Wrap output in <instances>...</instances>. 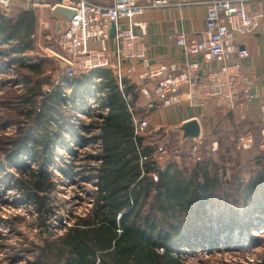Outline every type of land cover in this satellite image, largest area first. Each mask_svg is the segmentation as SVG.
I'll list each match as a JSON object with an SVG mask.
<instances>
[{
    "label": "trees",
    "instance_id": "obj_1",
    "mask_svg": "<svg viewBox=\"0 0 264 264\" xmlns=\"http://www.w3.org/2000/svg\"><path fill=\"white\" fill-rule=\"evenodd\" d=\"M36 32L33 9L24 8L11 17L0 12V57L7 59V65H19L18 79L26 87L24 94H12L10 100L20 107L19 116L0 119L2 130L22 125L16 137L0 139V174L8 176L9 190L33 207L40 241L23 238L13 245L0 244V251L10 254L9 264L24 259L25 264H185V249L196 250L199 239L209 242L217 233L230 237L234 230L252 229L255 213L264 214V171L257 180L235 183L238 195L224 198L223 181L203 162L192 170L176 162L158 169L150 159L151 138L135 135L130 113L139 99L135 85L123 81L121 89L110 70L99 69L43 90L51 81L44 78L48 62L27 56ZM93 85L96 100L108 112L90 116L86 124L81 120L71 124L65 110L86 112L82 105ZM146 111L150 113L143 118L154 110ZM67 138H74L80 149L98 148L88 156L95 163L86 178L93 186L92 207L64 219L55 205L58 184L51 166L60 147L72 161L80 159L77 150L65 148ZM143 158L148 159L141 163ZM9 170L14 173L8 174ZM55 221L60 234L52 232ZM7 237L0 233V240ZM249 242L261 240L249 235Z\"/></svg>",
    "mask_w": 264,
    "mask_h": 264
},
{
    "label": "built area",
    "instance_id": "obj_2",
    "mask_svg": "<svg viewBox=\"0 0 264 264\" xmlns=\"http://www.w3.org/2000/svg\"><path fill=\"white\" fill-rule=\"evenodd\" d=\"M24 1L27 7L31 3L34 8L42 3V0ZM166 3L167 0H58L54 6L75 12L69 30L55 41L56 48L51 50L70 65L64 77L72 79L99 69L110 70L121 89L123 81L135 85L148 110L170 108L182 102L203 109L215 102L219 109L242 113L236 116L238 151L256 149L264 153V100L259 108L258 129L246 130L242 125L247 120L243 111L253 101L252 90L259 79L245 74L242 62L248 58L249 51L241 48L237 41L259 32L264 26V10L250 8L251 4L264 3V0H206L205 26L200 37L188 38L181 32L176 35L175 43L187 60L183 68L165 63L153 65L152 48L146 42V24L136 21V17L144 15L148 9ZM14 7L15 0H0V12L4 16L11 17ZM112 25L115 26L113 38L110 36ZM197 58L201 60L192 61ZM138 65L143 71L137 72ZM94 109L96 114L108 112L100 102ZM91 110L82 114L93 116ZM137 111L138 105L130 106L135 135H145L150 122ZM168 139L151 144L154 152L150 159L158 169L181 158L177 153L169 156ZM204 141L201 134L199 140L191 144L187 152L189 160L201 161ZM147 159L143 158L141 163ZM153 179L158 181L157 174Z\"/></svg>",
    "mask_w": 264,
    "mask_h": 264
},
{
    "label": "rangeland",
    "instance_id": "obj_3",
    "mask_svg": "<svg viewBox=\"0 0 264 264\" xmlns=\"http://www.w3.org/2000/svg\"><path fill=\"white\" fill-rule=\"evenodd\" d=\"M57 2L58 0H42L41 4L46 5V7L32 8L37 19V32L34 36L33 50L27 53L28 57L43 59L51 55V50L56 48L54 38L56 20L51 17V10ZM15 6L12 14H18L24 8L28 9L24 0H15ZM6 62L7 59L0 57V119L2 122L3 118L8 116H19L18 110L20 107L11 104L10 100L12 94H24L26 90L23 80L18 79L19 65H7ZM47 62L44 66V78H50L51 81H47L43 86V90L50 91L57 83L64 84L66 78L64 75L58 79L57 65L50 61ZM19 74H22V72L19 71ZM91 90L92 92L86 94V104L82 105L84 111L91 109L93 111V108L98 106L96 85H93ZM65 92L71 94L70 89H66ZM137 103H139V112L145 110L144 114L140 115L143 118V115L148 112L143 98L140 97ZM65 111V115L71 124L79 125L81 124L80 120L84 121L85 124L90 122V117H87V114L74 113L71 109ZM93 112L94 115L97 113L95 109ZM223 124L220 121L214 127H211L213 129L210 135L205 137L204 144L201 146L200 162L207 164L214 174H218L223 181L221 196L226 198L229 193H238L235 183H248L259 178L264 171V153H260L256 149L251 152L238 151L236 134L234 133V136L229 139L232 132L230 130L232 127L230 118L227 125H225V128L228 127L227 129L224 128ZM21 128V124L11 125L9 129L4 130L0 128V139L16 137ZM157 128V125L150 123L149 129L146 131V137L151 138V144L156 145L169 138L167 147L169 156L175 153L181 155V158L175 159L176 163L178 162L182 168L194 169L198 163L187 158L191 143L185 142L182 144L178 136H168L165 132H161L159 128L157 130ZM79 133L85 135L84 131H79ZM66 140L63 143L65 148H74L81 156L77 161H72L65 149L60 147L56 151L55 164L51 166V171L58 184L54 195L55 205L59 207L57 210L59 216L64 219L71 218L72 215H83L92 207L90 193L93 186L86 181V178L90 175L89 166H95V163L92 159L89 160L88 156L96 154L98 148V145H89L80 149L74 138H67ZM213 142L217 143L216 146H213ZM0 145H2L1 141ZM213 147H215V150H213ZM9 172L8 174H13L14 170H9ZM63 172H66L67 175ZM9 184L8 176L0 174V233L8 236L6 241L0 240V244L13 245L18 241L24 242L23 238L28 242L39 243V231L34 226L37 214L33 207L26 204L19 197L17 192L9 190ZM253 218V226L250 230L242 229L244 230L242 232L241 229L234 230L230 232L229 238L224 233H217L209 242L199 239L197 243L200 244H198L199 246L196 245V250L185 249V252H187L185 264H260L264 258V214L257 212ZM54 226L53 234L63 232L58 227L57 221H55ZM249 235L259 238L261 242L250 243ZM9 256L7 250L0 251V264H9L7 260ZM18 264H25V259L18 262Z\"/></svg>",
    "mask_w": 264,
    "mask_h": 264
},
{
    "label": "crops",
    "instance_id": "obj_4",
    "mask_svg": "<svg viewBox=\"0 0 264 264\" xmlns=\"http://www.w3.org/2000/svg\"><path fill=\"white\" fill-rule=\"evenodd\" d=\"M205 2L206 0H167L166 4L148 9L144 15L136 17L137 22L146 24V42L152 48L153 65L165 63L178 68L186 66L187 60L183 50L176 45L175 38L180 32L186 34L188 38L200 37L205 26L207 10ZM250 8L264 10V3H253ZM237 41L241 48H246L249 51L248 58L242 62L245 74L259 79L252 90L254 99L243 111L247 120L242 123L246 130L256 131L259 125V108L264 100V26L259 32L247 37H240ZM200 60L197 58L192 61ZM141 71H143V67L138 65L137 72ZM240 115L242 113L238 111L230 112L219 109L215 102L203 109L193 108L187 102H182L170 108H158L147 118L150 123L157 125L160 131L165 133L169 128L181 125L190 119L199 118L204 137L210 135L213 129L211 127H214L217 122H223L225 128L230 118L232 122L230 139L234 133L237 136L236 116ZM227 128L226 126L225 129ZM176 136L180 138V135ZM212 144L216 146L217 143L213 142Z\"/></svg>",
    "mask_w": 264,
    "mask_h": 264
},
{
    "label": "water",
    "instance_id": "obj_5",
    "mask_svg": "<svg viewBox=\"0 0 264 264\" xmlns=\"http://www.w3.org/2000/svg\"><path fill=\"white\" fill-rule=\"evenodd\" d=\"M32 8V4L29 3L28 9ZM74 14L75 12L72 9L65 8L60 5H56L52 8L51 17L56 20L54 34L55 41H58L69 30L71 20ZM110 36L112 38L115 36L114 25H112ZM43 59L55 63L57 65L58 79L62 78L67 69H69L70 67L69 63L66 60H64L61 56L54 52ZM161 104L162 102H159V105ZM166 134L168 136L180 135V141L182 144H184L185 142H190L191 144H194L196 141L199 140L202 134V127L200 121L197 118H193L184 122L181 125L167 129Z\"/></svg>",
    "mask_w": 264,
    "mask_h": 264
},
{
    "label": "bare ground",
    "instance_id": "obj_6",
    "mask_svg": "<svg viewBox=\"0 0 264 264\" xmlns=\"http://www.w3.org/2000/svg\"><path fill=\"white\" fill-rule=\"evenodd\" d=\"M40 7H46V5L41 4Z\"/></svg>",
    "mask_w": 264,
    "mask_h": 264
}]
</instances>
